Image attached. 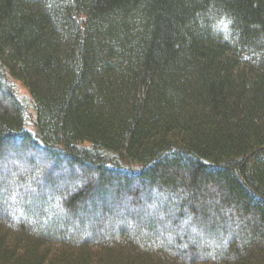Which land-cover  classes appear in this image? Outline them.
Instances as JSON below:
<instances>
[{
    "label": "trees",
    "instance_id": "obj_1",
    "mask_svg": "<svg viewBox=\"0 0 264 264\" xmlns=\"http://www.w3.org/2000/svg\"><path fill=\"white\" fill-rule=\"evenodd\" d=\"M0 264H264V0H0Z\"/></svg>",
    "mask_w": 264,
    "mask_h": 264
},
{
    "label": "rangeland",
    "instance_id": "obj_2",
    "mask_svg": "<svg viewBox=\"0 0 264 264\" xmlns=\"http://www.w3.org/2000/svg\"><path fill=\"white\" fill-rule=\"evenodd\" d=\"M16 85V90H17V94L24 98L26 101H28L29 104H31V99L28 95V93L26 92L25 88L22 87V85L18 82H15Z\"/></svg>",
    "mask_w": 264,
    "mask_h": 264
}]
</instances>
